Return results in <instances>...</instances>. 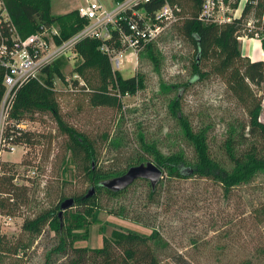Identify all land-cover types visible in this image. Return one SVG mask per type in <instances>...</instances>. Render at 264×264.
I'll list each match as a JSON object with an SVG mask.
<instances>
[{"label":"rangeland","instance_id":"1","mask_svg":"<svg viewBox=\"0 0 264 264\" xmlns=\"http://www.w3.org/2000/svg\"><path fill=\"white\" fill-rule=\"evenodd\" d=\"M83 1L51 0L52 12H68ZM101 2L106 7L114 5L113 0ZM181 25L180 20L168 26L155 41L158 66L145 53L136 54L132 48L124 53L121 64L113 61L114 68L125 77L136 73L145 76V87L134 95L123 96L121 109L91 106L82 93L73 91V78H78L81 84L85 81L74 71L81 58L75 51L61 55L65 79L56 77L55 88L63 118L94 141L98 164L102 168L122 169L126 168L127 162L136 161L142 153L141 134L148 141H155L165 154L183 151L191 158L192 147L183 137L179 120L168 106L178 94L182 110L193 126L196 129L209 126L213 155L229 163L224 142L230 126L240 120L247 122L248 113L232 96L222 75L212 71L214 60L201 62L203 70L210 71L206 77L192 79L196 51L181 34ZM239 41L242 52L248 55L249 41ZM259 42L254 41L252 60L264 58ZM162 83L180 86L165 90ZM252 87L263 99L261 120L264 122V84L260 88L252 84ZM7 103L5 101L0 112V162L16 163V181L29 185L33 192L17 215L0 213L2 231L17 236L25 217H33L55 206L61 195L69 198L87 193L93 183L88 180L81 159L72 158L67 148L68 137L50 113H39L36 120L28 121V127L41 134L40 143L15 145L10 150L4 146L3 149L1 139L7 126ZM149 188V180L137 179L119 196L100 193L97 197L102 206L99 221L88 227L85 236L79 231L75 245L100 247L103 236H110L114 229L149 234L151 226H156L165 243L158 251L161 264H226L256 260L255 255L262 253L264 222L254 210L264 203V173L233 189L229 198L224 196L218 181L198 176L174 179L164 173L156 186L154 202H149ZM79 208L74 204L67 210L72 212ZM56 243L57 236L46 227L35 238L27 254L19 259L8 258L5 264H61L63 257L59 254L52 255L46 262Z\"/></svg>","mask_w":264,"mask_h":264},{"label":"trees","instance_id":"2","mask_svg":"<svg viewBox=\"0 0 264 264\" xmlns=\"http://www.w3.org/2000/svg\"><path fill=\"white\" fill-rule=\"evenodd\" d=\"M1 1L3 5L0 7V45L5 43L9 49L29 35L52 26L58 28L59 35H55V39L57 43H61L89 22L79 14L77 8L54 14L51 0ZM202 1L150 0L143 6L148 13L155 12L166 2L180 6V32L193 44L196 51L192 64V79L206 77L210 71L203 70L201 62L214 60L212 71L222 75L232 96L246 108L247 122L240 120L236 125H231L224 142L229 163L213 155L209 143V126L198 129L193 126L182 110L178 94L169 101L168 106L179 120L183 137L192 147L191 158L183 151L165 154L155 141H148L141 134L139 142L142 153L136 157V161L127 162L126 168L122 169L102 168L98 164L94 141L63 118L58 90L55 88L56 77L65 79L62 70L64 57L61 56L44 66L38 77L28 78L13 91L1 145L3 149L4 146L9 149L12 145L33 146L40 143L41 134L29 128L28 121L36 120L35 116L39 113H50L60 130L68 137L67 148L71 151L72 158L81 159L83 162V170L95 186L96 192L90 197H86V193L74 195L75 204L80 208L72 212L65 210L62 220L59 217L60 204L66 197L61 195L60 202L55 206L42 210L33 217H25L21 232L17 236L3 232L0 224L2 264H5L8 258L15 256L19 259L27 254L35 238L41 235L46 227L57 236V243L49 251L46 262L52 259V255L59 254L63 257L61 264H161L158 251L165 243L156 226H151L149 234L131 229H114L110 236H103V245L100 247L75 245L79 238L78 232L83 231L82 236H85L88 227L99 221L98 214L102 206L97 202L98 195L107 192L111 196H119L130 186L121 191H114L103 186L102 181L124 173L134 164L150 160L149 156L168 177L187 179L198 176L218 181L226 198L230 197L233 189L248 184L256 175L264 173V122L261 120L263 99L252 87V84L258 88L264 84V58L252 60L242 52L238 39L242 35L253 36L258 31L263 35L264 50V0H256V3L252 2L254 0H247L239 16L222 24L199 19ZM238 3L239 0H234L233 6L237 7ZM250 19L255 21L252 29L248 27ZM120 26L128 30L126 21L119 20L116 27L109 26L110 38L86 36L74 46L76 55L81 58L74 71L85 81L81 84L78 78H73V91L82 93L91 106L121 109L123 96L134 95L145 87L143 74L123 76L119 69L114 68L107 51L102 49L104 45L115 52L126 48L121 41ZM155 41L148 42L139 53H145L158 66ZM9 57L7 55L6 58ZM3 59L0 57V109L6 93L4 80L9 71V66L3 63ZM161 86L165 90H172L180 85L162 83ZM16 166L14 162H0V213L12 216L17 215L22 206L27 205L33 193L29 185L16 181ZM156 194V188L153 189L150 183L149 202L155 201ZM254 211L260 216L261 222H264V203ZM120 214L126 216L121 212ZM261 252L255 255L256 260L226 264H264V248Z\"/></svg>","mask_w":264,"mask_h":264},{"label":"built area","instance_id":"3","mask_svg":"<svg viewBox=\"0 0 264 264\" xmlns=\"http://www.w3.org/2000/svg\"><path fill=\"white\" fill-rule=\"evenodd\" d=\"M114 5L104 6L101 0H84L77 9L81 16L86 17L89 22L70 38L57 43L55 35H59L56 26L46 28L43 31L33 33L21 40L14 48H8L5 43L0 45V57L3 63L9 66L5 76L6 93L2 102L0 112L3 111L5 101H8L6 114L13 99V91L28 78L38 77L42 68L51 64L63 54L74 51L75 44L86 36H97L110 38V25L116 27L119 20H125L128 30L122 26L121 41L126 45L124 50L112 51L106 45V50L118 65L123 62L124 53L132 48L136 54L141 52L146 44L157 38L173 23L179 20L181 7L166 2L153 13L143 6L150 0H113ZM247 0H239L237 7L233 6L234 0H203L199 12V19L215 23L231 22L239 16ZM256 3L257 1H252ZM3 3L0 0V7ZM255 25L254 19L248 21L249 29ZM257 37V38H256ZM263 35L256 31L253 36L242 35L239 40L249 41L248 56L253 59L254 41L259 40L262 48ZM263 50V49H262ZM9 55V58H6ZM15 145L10 146L9 150Z\"/></svg>","mask_w":264,"mask_h":264},{"label":"water","instance_id":"4","mask_svg":"<svg viewBox=\"0 0 264 264\" xmlns=\"http://www.w3.org/2000/svg\"><path fill=\"white\" fill-rule=\"evenodd\" d=\"M164 176V170L159 167L154 161L148 160L139 164L130 166L124 173L108 178L102 181V185L114 191L126 189L137 179H147L150 181L153 189L156 188L158 182ZM96 192L95 186H91L86 193V197L94 195ZM75 198L69 197L64 199L60 204L59 217L62 220L64 211L73 207Z\"/></svg>","mask_w":264,"mask_h":264},{"label":"crops","instance_id":"5","mask_svg":"<svg viewBox=\"0 0 264 264\" xmlns=\"http://www.w3.org/2000/svg\"><path fill=\"white\" fill-rule=\"evenodd\" d=\"M83 2H84V1H83ZM83 2H81V3L79 2V3H78V6H79L80 4H82ZM78 6H77V7H78ZM261 59H262V58H261Z\"/></svg>","mask_w":264,"mask_h":264}]
</instances>
